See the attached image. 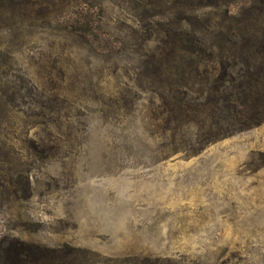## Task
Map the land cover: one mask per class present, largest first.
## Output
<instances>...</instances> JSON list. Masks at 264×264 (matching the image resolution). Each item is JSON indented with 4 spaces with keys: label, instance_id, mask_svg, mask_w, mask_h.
Listing matches in <instances>:
<instances>
[{
    "label": "rangeland",
    "instance_id": "obj_1",
    "mask_svg": "<svg viewBox=\"0 0 264 264\" xmlns=\"http://www.w3.org/2000/svg\"><path fill=\"white\" fill-rule=\"evenodd\" d=\"M149 2L0 0V241L74 264H264V120L239 131L248 118L200 100L264 72L257 16L163 20L173 5ZM193 29L206 52L168 56ZM179 80L203 114L178 112Z\"/></svg>",
    "mask_w": 264,
    "mask_h": 264
},
{
    "label": "trees",
    "instance_id": "obj_2",
    "mask_svg": "<svg viewBox=\"0 0 264 264\" xmlns=\"http://www.w3.org/2000/svg\"><path fill=\"white\" fill-rule=\"evenodd\" d=\"M239 2L243 3V11L251 12L257 16L256 24L258 26V36L254 39V47H256L255 54L260 57L264 55V0H150L148 5L152 7H159V5L161 6L163 4H165V6L170 4L173 5L172 8L164 9L162 13L155 15L163 20H167L166 15L171 12L186 15L193 14L200 8H211L213 10L225 8L229 10L232 5ZM185 21H190L188 24L191 25V19L185 18ZM190 34L196 36L195 29H193L192 32H183L179 34L176 31L174 33L170 31L169 39L162 42L163 49L166 52L169 51L168 56L175 57L177 52L193 58H196L197 54L203 55L206 52L203 41L201 42V40L197 39L199 45L192 46L193 39H191V41L187 39L190 37ZM173 35L176 37L174 38ZM188 43L190 45H188ZM159 51H161L160 48H158V52ZM212 54L214 55V52H212ZM192 60L193 62H191L190 66L195 67V71L198 73L202 63L198 61L195 62L194 59ZM255 71L256 73L250 74L249 77H244V80L237 84L235 83L240 79L232 77L230 80H226L223 86L225 87V85L228 84L230 87L226 88V90L230 91L233 89V91L229 93L226 92L225 97L222 98L213 95L211 89L203 90L201 92L202 94H200L195 90L197 82L191 83L190 81L186 82L179 80L176 83V94L179 96L177 101L182 104L177 108L178 112H188L198 115L203 114V111L198 109L197 105L184 104L190 94L199 93L200 100L206 101L205 104H201L203 107L213 105L215 102L219 104L222 101L224 102V107L229 112L235 111L239 115H242L243 118H248V120H245L246 123L243 122L245 123L243 125L245 127L238 129L239 131L259 124L264 120V77L261 76L264 72L261 66L256 67ZM183 96L184 98H181ZM168 112L174 114L175 111L171 109ZM221 136L222 134L220 131H215L212 127L207 140L215 141L221 138ZM64 251L62 249L43 247L34 243L27 244L20 240H9V238L4 237L0 241V264H74L76 260L75 255Z\"/></svg>",
    "mask_w": 264,
    "mask_h": 264
}]
</instances>
